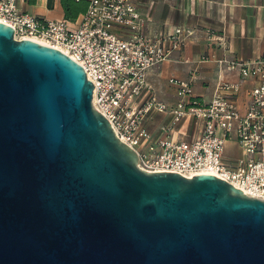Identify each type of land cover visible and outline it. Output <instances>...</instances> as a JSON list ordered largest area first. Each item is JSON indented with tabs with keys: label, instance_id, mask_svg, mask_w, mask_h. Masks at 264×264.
I'll use <instances>...</instances> for the list:
<instances>
[{
	"label": "water",
	"instance_id": "water-1",
	"mask_svg": "<svg viewBox=\"0 0 264 264\" xmlns=\"http://www.w3.org/2000/svg\"><path fill=\"white\" fill-rule=\"evenodd\" d=\"M82 65L0 22V264H264V201L151 174Z\"/></svg>",
	"mask_w": 264,
	"mask_h": 264
},
{
	"label": "built area",
	"instance_id": "built-area-1",
	"mask_svg": "<svg viewBox=\"0 0 264 264\" xmlns=\"http://www.w3.org/2000/svg\"><path fill=\"white\" fill-rule=\"evenodd\" d=\"M151 21L132 0H91L77 27L22 11L18 0H0V22L15 30L17 40L53 47L83 66L94 84V108L137 152L141 170L188 179L213 175L264 201V58L220 61L243 81H255L244 108L238 102L240 83L219 82L213 99L204 102L191 83L171 80L180 86L181 100L170 109L153 92L148 71L171 59L196 30L180 26L172 33L151 34ZM154 112L172 115V124L164 128L167 134L188 117L203 123V133L192 141L155 139L145 126ZM229 144L241 152L238 158L227 157Z\"/></svg>",
	"mask_w": 264,
	"mask_h": 264
},
{
	"label": "crops",
	"instance_id": "crops-1",
	"mask_svg": "<svg viewBox=\"0 0 264 264\" xmlns=\"http://www.w3.org/2000/svg\"><path fill=\"white\" fill-rule=\"evenodd\" d=\"M132 1L139 5L145 17H151L152 21L148 24L151 34L162 31L172 33L180 26L196 30L195 35L171 59L148 71V83L161 102L172 109L181 100L180 86L171 80L191 83L195 95L204 102L213 99L219 82H227L242 84L238 102L245 107L255 81H243L238 71L227 70L220 61L264 58V0ZM18 6L40 19L66 20L62 0H18ZM85 7L86 4H80V9ZM83 14L72 23L79 25ZM172 121L170 113L154 112L146 119L145 126L155 139L173 136L177 140L192 141L203 133V123L188 117L172 134H167L164 128ZM230 145L240 152L234 144ZM226 154L233 158L228 149Z\"/></svg>",
	"mask_w": 264,
	"mask_h": 264
},
{
	"label": "trees",
	"instance_id": "trees-1",
	"mask_svg": "<svg viewBox=\"0 0 264 264\" xmlns=\"http://www.w3.org/2000/svg\"><path fill=\"white\" fill-rule=\"evenodd\" d=\"M80 4H86V7L83 9L81 8L82 9L81 10ZM62 5L65 11L66 20L70 22H76L81 13L86 14V12L88 11L90 2L83 1V0H62Z\"/></svg>",
	"mask_w": 264,
	"mask_h": 264
},
{
	"label": "rangeland",
	"instance_id": "rangeland-1",
	"mask_svg": "<svg viewBox=\"0 0 264 264\" xmlns=\"http://www.w3.org/2000/svg\"><path fill=\"white\" fill-rule=\"evenodd\" d=\"M71 26L73 27H77V24H71ZM228 151L230 156L238 158L240 156V152L237 151V149H235V147H233L232 145H228Z\"/></svg>",
	"mask_w": 264,
	"mask_h": 264
}]
</instances>
